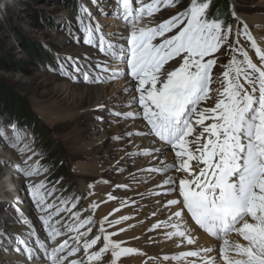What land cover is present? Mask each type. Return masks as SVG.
Here are the masks:
<instances>
[{"label":"snow or ice","instance_id":"obj_1","mask_svg":"<svg viewBox=\"0 0 264 264\" xmlns=\"http://www.w3.org/2000/svg\"><path fill=\"white\" fill-rule=\"evenodd\" d=\"M116 3L117 14L130 25V34L126 39L127 47L108 42L106 49L116 60L126 61L130 76L137 82L138 96L131 102L141 109L123 115L129 118L141 116L146 121L147 132H137L136 135L158 138L175 150L178 161L147 171L166 173L174 170L180 173L184 178L168 176L163 181L169 186L168 193L175 192L180 197L166 202L169 207L177 206L172 215L183 221L185 214H190L195 225L222 241L218 257L210 255L213 249L209 247L182 252L177 259L196 257L199 264H264V49L257 44L246 24L242 30L237 29L235 45L240 44L239 37L243 35L255 49L260 65L253 62L243 46L230 45L241 58L233 55L224 66L223 90H218L213 107L202 108L200 105L210 98L212 70L217 64V60L211 57L228 43L232 26H226L222 20L207 18L210 0H190L184 11L153 27L141 26V18L153 16L161 7L173 6L174 0H150L148 3L136 0L140 7L135 9L133 0H116ZM94 35L104 49L105 35L98 26L92 28L89 25L86 42L93 43ZM120 74V70H113L109 79ZM85 79H88L87 75ZM206 121L211 123L206 124ZM10 129L13 133L10 146L21 152L29 151L27 144L19 147L20 129L15 124ZM0 138L6 142L9 140L4 128H0ZM159 151V148H153L146 150L145 154ZM19 170L25 176H37L40 165L37 162ZM43 188V181L34 186V199L42 211L53 209L41 219L47 230V239L55 242L64 233L50 221L67 209L46 204L40 191ZM73 215L76 222L64 226L69 232L77 233L71 237L73 244L65 239L49 248L44 240L36 237L40 253L29 245L27 239L17 241L23 249L18 246L16 251L23 250L30 261L42 255L46 258L44 264H85L84 259H69L81 249L87 264H117L121 256L138 251L123 247V241L112 239L116 233L105 232L103 223L100 226L102 235L87 238L91 227L85 232L80 229L91 224L92 217L81 220L79 212ZM127 219L129 217L122 216L119 220L108 221V224H119ZM161 226L156 224L153 228ZM169 226L173 229L167 233L169 238L178 236L186 239L189 245L195 244L186 223ZM232 232L238 233L247 243L230 241L227 237ZM98 245L102 246L93 250ZM109 253L110 257L107 256Z\"/></svg>","mask_w":264,"mask_h":264},{"label":"rangeland","instance_id":"obj_2","mask_svg":"<svg viewBox=\"0 0 264 264\" xmlns=\"http://www.w3.org/2000/svg\"><path fill=\"white\" fill-rule=\"evenodd\" d=\"M106 1L108 0H78L79 10L75 14L68 7L69 0H0V83L13 89L27 101V110L34 124L29 130L21 127L19 123L6 122L0 116V128L6 130L9 138L7 142L0 138V183L8 179L16 184L20 181V177L24 182V188L18 190L0 185V258L4 255L5 248L11 245L12 240L17 243L22 239L20 236L25 233L26 238L33 239L35 235L32 231H38L40 227V224L35 221L33 224L30 222L32 227L28 226V221L23 218L25 215L19 205H22L24 198L29 200L30 206L33 205L31 207H34L33 213L37 214L35 215L37 221L53 211L50 208L45 212L37 207L33 188L40 181L44 182V188L40 191L45 197V203L67 209L53 216L52 220L59 221V223L55 221L56 227L65 228L68 231L64 226L76 222L73 215L76 212L80 213L81 220L91 216V224L80 229L81 232H85L91 227L92 231L87 237L90 239L94 235H102L100 233L101 224L99 226L95 224V207H93L97 178L93 172L95 161L104 167L108 166L110 169L106 170L107 174L104 176L112 178H115L116 174L126 172L134 165L126 158L124 153L126 147L122 144L125 136L120 126L124 119V110L116 104L108 109H95V97L93 95L85 96L86 98L82 96L83 87L87 84L107 85L110 83L111 71H104V69L106 64V68L110 70V63L115 58L107 51L106 44L117 42L127 47L126 39L130 34V25L121 18L120 22L125 24L129 30L127 33L115 36L112 28L109 27L114 26L115 22L100 20L102 15L105 18L107 16L120 19L117 14L116 0H113L115 3L110 5ZM148 2L150 0H144V3ZM229 3L232 16L233 11L236 15L233 16V23L229 24L228 21H224V24L231 25L233 33L228 43L211 57L217 60L212 70L209 94L214 96L215 101L218 99V90H223L224 66L229 63L233 55H236L238 59L241 58L238 53L233 52L230 45L243 46L253 62L260 65L255 49L243 35L239 37L240 44L235 45L237 29L242 30L246 24L254 39L264 42V26L257 23L250 24L246 18L250 15H264V0H229ZM189 4L190 0H174L173 6L161 7V10L153 16H143L139 23L141 26H156L184 11ZM220 5H222L220 0H210V7L207 10L208 19L224 20V7L218 16H213V11ZM138 7L140 5L133 0V8ZM144 19L148 20V23H144ZM81 20L83 23L80 22ZM89 25L92 28L98 26L99 31L105 35L104 49L101 48L96 35L93 36V43L86 42ZM27 42L33 46L38 45L44 50V54L37 53L34 59L27 49ZM259 46L264 49V44ZM11 60H15L23 67H17ZM96 73L100 79H96ZM85 75L88 79H85ZM68 83H76V86L69 91L65 88ZM117 113L122 115L118 116ZM13 124L20 129L22 134L19 147L22 148L27 144L29 151L21 152L10 146L13 135L10 126ZM98 141L100 143H97ZM89 142H94L93 146H90ZM8 150L12 154L17 152L14 157L11 156L13 163L6 161L10 157L2 156ZM95 157L99 160H95ZM113 161L116 166L114 168L110 167ZM37 162L40 165L39 175L21 174L19 168L28 167ZM144 186L136 182L131 186L123 185L122 187L127 191L138 188L145 190ZM73 204H75L74 208ZM106 227L104 225L105 231H108L109 228ZM71 234L76 235L77 233L72 232ZM115 237L117 235H114L112 239ZM65 239L70 240L68 237ZM125 241L123 240V247L129 248V246H124ZM46 243L49 247L55 244L51 240ZM36 245V243L35 245L30 244L33 248ZM107 256L110 257V253ZM124 256L126 255L119 258L117 264H128L123 261ZM27 260L31 262L28 257Z\"/></svg>","mask_w":264,"mask_h":264},{"label":"bare ground","instance_id":"obj_3","mask_svg":"<svg viewBox=\"0 0 264 264\" xmlns=\"http://www.w3.org/2000/svg\"><path fill=\"white\" fill-rule=\"evenodd\" d=\"M107 2L109 5L115 3L113 0H108L106 3ZM246 18L250 24L257 23L264 26L263 14L250 15ZM100 20L115 22L114 26H109L112 28L114 33L113 35L115 36L121 35L120 33H127L129 30L125 24L120 22L121 18L117 19L107 16L105 18L102 15ZM144 23H148V20L144 19ZM259 30L260 29H258V31ZM257 43L259 45L264 44V42L260 40H257ZM116 45L120 44H117L116 42ZM110 64V70H108V72L111 71V75L113 70H120L121 74L115 79H110V83L107 84L108 86L97 83L85 85L83 87L84 90L82 92V96L90 97L93 95L95 97V109H108L116 104L119 105L118 107L124 110L125 113L139 112L141 110L140 106L131 102L133 97L138 96V93L135 90L137 82L130 76V70L127 68L126 61H119L115 59ZM97 74L98 73H96V77L98 76ZM75 86L76 83H68L65 88L70 91ZM209 96L210 98L203 102L200 107H213L215 98L213 95ZM50 112H53V110H50ZM205 123L208 124L211 123V121H206ZM145 125L146 121L141 116L129 118L124 115V119L120 126V130L125 136L122 144L126 147V150L124 149L126 158L134 163L129 170L122 174H116L115 178L109 176L105 177L104 175L107 174L106 170L110 168L108 166L104 167L99 165L95 161V171H93L95 173V177H97L95 180V224H98L99 226V224L103 223L109 228V230L105 232H115L117 235L115 238L117 240H126L124 246H129V248L138 250L135 253L125 254L126 256L122 257L123 261L128 264H192L193 261H196L197 264H199L198 258L196 257H184L181 259H177V257L182 252L209 247L213 249V252L210 255L218 257L222 241L212 237L203 229H200L199 226L195 225L194 221L190 218V214L186 213L183 217V221H178L177 218L172 215V213L177 210V206L169 207L166 204L167 200L179 199L180 197H178L175 192L168 193L167 188L169 186L164 185L163 181L167 179L168 176H179L180 178L184 177L174 170H169L166 173L147 171V169L150 168L159 169L165 163H175L178 161L175 159V150L171 149L166 143L158 141V138L154 136L136 135L137 132H147ZM194 127H196L198 131L200 130L199 126L194 125ZM129 133H132V135H129ZM205 136H207V134H205ZM189 139H191V137H189ZM97 143H100V141ZM93 144L94 142H91L90 146H93ZM153 148H159L160 151L153 152L151 155L145 154L146 150L151 151ZM16 153L12 154L11 151L8 150L2 154V156L7 158L10 157V159L6 161L13 163V157ZM95 160L99 159L95 157ZM114 164L115 162L113 161L111 163L112 166L110 167H116ZM201 167H203V165H201ZM193 168H196L194 162ZM90 171L92 170L90 169ZM16 174H18V172H16ZM132 179L135 181L133 180V182ZM136 182L144 184L145 190L138 188L136 190L130 189L126 191L124 187H122L123 185L131 186ZM23 183V179L20 177V181L16 184L11 183L7 179L6 181L0 183V185L18 190L24 188ZM21 203L22 205H19V207H22V213L25 215L23 218L28 221V226H31L35 221L40 224V227L38 226V231H32V233L35 234L33 239L26 238V233L22 235L23 237L20 236V238L27 239L29 245H35L36 237L44 240L45 243L48 242V240L50 241V239H47V230L43 221L40 219L37 221L35 217L37 214L33 213L34 207H31L33 205L30 206L27 198H24ZM111 213L113 214L111 215ZM122 216L129 217V219L123 220L119 224L113 223V226H109L108 221L119 220ZM105 217H107V221L105 220ZM51 221L52 222L50 223H55L57 220L53 219ZM30 222H32V224ZM178 222L182 223V226L185 223L187 224L188 230L195 238V244H187L186 239L182 237L173 236L169 238L167 236V233L173 231L169 224ZM156 224H162V226L160 228H153V225ZM17 227L19 226L17 225ZM121 228H123L124 231H120ZM60 230L64 234L58 236L55 244L51 245V247L55 246L57 243H62L66 237L70 238V245L74 243L71 237L75 235L71 234L72 232L66 231L65 228ZM115 238L113 239L116 240ZM227 238L233 242L247 243L238 233L235 232L230 233ZM15 243L16 242L12 240L10 243L11 245L5 248L3 252L4 255L0 258V264H44V260L46 258L42 255H38L36 258L31 260V262H28L27 254L23 250L19 252L16 251L18 246L23 249V245H18L17 243L15 245ZM98 247L99 245L95 246V250H98ZM36 250L37 253H40L41 251L39 246ZM165 257H167V259H165ZM72 258L78 260L84 259L85 264H87L86 256L84 255L82 249L79 253H76L74 257H70L69 259Z\"/></svg>","mask_w":264,"mask_h":264},{"label":"trees","instance_id":"obj_4","mask_svg":"<svg viewBox=\"0 0 264 264\" xmlns=\"http://www.w3.org/2000/svg\"><path fill=\"white\" fill-rule=\"evenodd\" d=\"M222 5H220L216 10L213 11V16L216 17L221 12V9L224 7V20L228 21L229 24L234 22V18L229 9V0H220ZM68 7L75 14L79 10L78 0H69ZM215 12V14H214ZM27 49L30 51V55L36 59L37 53L44 54V50L38 45L33 46L29 42L26 43ZM14 65L17 67H23L21 64L16 63L15 60H11ZM25 69V68H23ZM28 104L25 99L19 96L13 89L0 83V116L3 117L6 122H15L19 123L21 127H26L27 129L33 128V118L30 116L28 110ZM18 125V124H17Z\"/></svg>","mask_w":264,"mask_h":264}]
</instances>
